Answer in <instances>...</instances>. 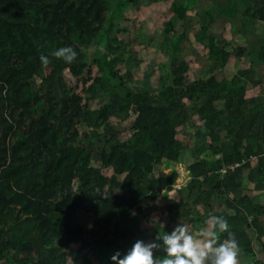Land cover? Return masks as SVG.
Masks as SVG:
<instances>
[{
    "label": "trees",
    "instance_id": "trees-1",
    "mask_svg": "<svg viewBox=\"0 0 264 264\" xmlns=\"http://www.w3.org/2000/svg\"><path fill=\"white\" fill-rule=\"evenodd\" d=\"M142 2H170L161 29L170 39L167 71L150 91L134 84L140 64L118 37L125 10ZM204 16L208 24L193 38L207 39V67L189 79L190 63L172 60L192 30L187 0H0V264H69L68 244H79L84 264H113L114 253L136 242L153 204L175 191L177 170L155 172L180 161L178 130L189 127L205 135L207 155L186 166L193 207L170 199L169 218L197 228V218L202 227L208 216H224L237 260L264 264L255 250L264 253V97L246 96L264 86L254 66H264V34L247 32L250 22L264 32V0H215ZM217 18L232 20L231 34L246 45L231 49L212 32ZM62 46L77 52L72 63L52 55ZM240 52L246 67L217 79ZM78 216L91 219L89 234Z\"/></svg>",
    "mask_w": 264,
    "mask_h": 264
},
{
    "label": "rangeland",
    "instance_id": "rangeland-1",
    "mask_svg": "<svg viewBox=\"0 0 264 264\" xmlns=\"http://www.w3.org/2000/svg\"><path fill=\"white\" fill-rule=\"evenodd\" d=\"M214 1L215 0H187L188 19L192 30L189 40L181 45L180 53L176 54L175 57H172V60L178 62L181 59H184L190 63L191 69L188 73L189 79H197L201 77L207 67V62L205 60L206 50L203 47L206 44L207 39L206 37H203L198 43H195L193 34L198 28L208 24V17L204 16L201 21L198 18V14L206 10H210ZM169 5L170 2H159L154 5L147 6L142 2L136 5L134 9L125 10L123 14L125 20L120 23L121 31L118 37L123 40L124 45H126L129 52L132 54V62L136 63V61H138L140 64L134 75V84L142 91L156 90L159 73H165L167 71L165 65L168 64L169 57L166 56V49L170 43V39L161 35V29L165 21H167L171 16L169 12ZM231 22L232 20L228 18H217L216 22L210 26V29L215 33L222 32L223 36L229 42L231 49L244 47L247 41L238 33H236V35L231 34ZM183 29V23L177 22L175 26L176 32L178 34L182 33ZM261 30L260 25H254L252 22L249 23L247 28V32L249 33L253 32L262 35L264 32ZM123 55L126 56L127 53L123 52ZM246 59V55L240 52L236 57H231L226 68L216 72L215 76L219 80L224 76H231L239 68L246 67ZM254 66L256 67L258 75L264 76V66H259L256 62H254ZM91 70L93 76H95L96 67L93 66ZM120 71L123 72V69ZM65 77L71 84L75 83V79L72 78L67 71L65 72ZM246 96L264 97V86L249 90L246 93ZM91 106L92 108L96 107L97 102H92ZM132 119L133 115L121 124L123 136H126L127 127ZM113 121L117 122L118 120L113 119ZM177 139L185 145V148L181 152L180 161L176 164L163 163L157 168L155 175L168 174L170 170L174 168L179 174L176 184L180 185L181 183V185H186L188 182L186 166L196 159L206 157L207 141L202 132L192 127H189L186 130H178ZM105 174L110 175L111 172L105 171ZM185 185L180 186L178 189H174L175 191L161 197L155 202V204H153L154 206L156 205L157 210L144 220L143 231L137 236L136 240H143L145 243H151L154 240L157 242V237L159 235V232L156 231L157 226L161 228V225H163V229H167L170 233L178 223L188 225L193 234L198 233V230L201 228L202 219L197 218L195 221L197 228H192V226L188 223L169 218L168 213L165 210V205L170 199L176 201V208L188 209L193 207L189 201L190 199L187 200L185 198L187 194L184 189ZM75 224L82 226L86 234H89L91 219L78 216L75 220ZM78 248L79 244H68L65 246L69 256V264H84L82 259V254L84 252H79ZM255 250L258 259L262 260L264 263V253L260 250L258 244H255ZM155 255H158V252H154V256ZM74 257L75 260L72 261V258ZM91 262L92 264H104L103 262L94 260ZM237 264H252V262L249 259H243L237 260Z\"/></svg>",
    "mask_w": 264,
    "mask_h": 264
},
{
    "label": "clouds",
    "instance_id": "clouds-1",
    "mask_svg": "<svg viewBox=\"0 0 264 264\" xmlns=\"http://www.w3.org/2000/svg\"><path fill=\"white\" fill-rule=\"evenodd\" d=\"M52 55L70 64L76 59L77 52L71 46H62ZM40 61L48 64L49 57L41 55ZM224 232H227V237L220 240L218 233ZM157 239L162 243L136 240L126 253L116 252L110 259L113 264H237L239 243L229 231V223L224 216H208L196 234L188 225L178 223L170 233L163 231ZM159 251L164 254L154 256V252Z\"/></svg>",
    "mask_w": 264,
    "mask_h": 264
},
{
    "label": "built area",
    "instance_id": "built-area-1",
    "mask_svg": "<svg viewBox=\"0 0 264 264\" xmlns=\"http://www.w3.org/2000/svg\"><path fill=\"white\" fill-rule=\"evenodd\" d=\"M187 173H188V172H187ZM188 181H189V177H188ZM184 185H185V184H184ZM184 185H181V183H180V185H177L176 182H175L174 189H178V188H180V186H184Z\"/></svg>",
    "mask_w": 264,
    "mask_h": 264
}]
</instances>
